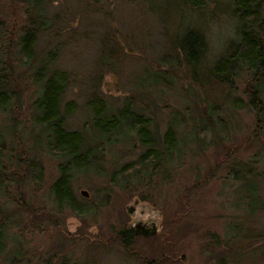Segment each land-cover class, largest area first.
Returning a JSON list of instances; mask_svg holds the SVG:
<instances>
[{
    "label": "rangeland",
    "instance_id": "obj_1",
    "mask_svg": "<svg viewBox=\"0 0 264 264\" xmlns=\"http://www.w3.org/2000/svg\"><path fill=\"white\" fill-rule=\"evenodd\" d=\"M47 2L46 13L59 12L61 32L49 43L38 35L35 53L46 57L47 49L60 46L53 66L67 73L63 101L74 104L66 126L83 130L85 144H98V151L89 169L70 176L82 213L56 208L48 188L57 159L33 139L35 88L16 44L27 26L24 9L20 0H0V74L15 95L12 110L0 113V181L6 183L0 184V223L9 227L0 264H264V136L247 105V76L241 73L224 84L205 74L232 35L228 14L212 2L202 16L194 14L205 50L198 65L185 67L180 57L161 58L168 41L163 24L147 8L149 0H99L100 6ZM111 49L112 62L99 65L98 56ZM149 71L170 85L150 83ZM93 87L113 108L129 97L145 104L144 115L159 140L170 123L176 150L169 158L140 164L145 147L132 133L124 140L100 141L89 129L84 105ZM208 104L209 128L198 119L203 114L207 120ZM10 148L36 163L21 173L19 203L11 202L17 190L7 184ZM252 177L255 188L247 198L245 180ZM136 222L152 223L155 233L124 242L121 230Z\"/></svg>",
    "mask_w": 264,
    "mask_h": 264
},
{
    "label": "trees",
    "instance_id": "obj_2",
    "mask_svg": "<svg viewBox=\"0 0 264 264\" xmlns=\"http://www.w3.org/2000/svg\"><path fill=\"white\" fill-rule=\"evenodd\" d=\"M47 1L20 0L27 26L19 35L16 44L20 57L30 66L29 78L35 88L31 112L37 131L33 139L36 143H43L46 153L57 159V175L49 184V194L56 208H66L70 212L80 214L82 210L77 206L71 192L70 176L74 171L89 169L90 162L98 151L96 149L98 144L95 147L85 144L83 130L70 129L66 126L65 119L73 112L74 104L71 100L63 101V94L68 83L67 73L53 66L60 46L56 44L55 47L47 49L44 53L46 57L37 58L35 53L38 35L47 37V43H49L61 32L59 12L50 15L46 13ZM81 1L100 6L99 0ZM149 1L147 8L154 15L156 14L158 21L163 24V37L168 41L167 50L161 54V58L173 61L180 57L185 67L198 65L205 50L204 35L200 26L196 24L194 14L202 16L209 2H212L216 9L221 8V12L228 14L232 21V35L226 41L222 53L208 64L205 74L212 80L215 79L218 83L224 84H230L231 78H237L241 73L247 76V105L252 107L258 121L257 127L264 136V0ZM172 20L175 26L170 34L168 29L172 28ZM111 54L112 49L105 50V54L99 55L96 61L99 65L104 62L110 64ZM142 73L146 75L145 72ZM2 74H0V113L11 109L10 101L14 95L13 87ZM149 74L152 78L146 77V80H150V83L158 82L162 87L170 85L166 77L161 74L151 71ZM228 86L223 91L224 96L228 94ZM84 105L90 114L89 129L99 136L100 141L105 139L109 142L112 138L124 140L128 134L132 133L139 143L144 145V151L138 159L140 164H145L148 160L147 163H156L162 160L161 158H169L171 151L176 150L177 141L170 123L166 125L159 140L158 134L154 132L155 128L151 127L150 118L144 115V110H147L145 104L143 106L141 103L135 104L129 97L120 107L113 108L105 103L93 87ZM239 106L234 103V107ZM211 107L212 105L208 104L204 111L207 120H204L203 114L198 116L203 127L209 128ZM260 148L264 152V145ZM7 152L6 160L10 165L13 164V168L7 173V184L8 187L12 185L15 188H13L14 191H18H15L14 197H11V202L16 200V203H19L22 200L19 187L23 179L21 173L29 172L32 169L30 167H35L36 163L33 164L35 161L31 157L23 160L19 152L16 153L11 148ZM255 181L254 177L245 180L247 198L254 192ZM0 184L6 183L0 181ZM8 228L4 222L0 223V252L5 249L3 233H8ZM131 233V229L121 230V239L125 242L130 239ZM16 252L17 249L14 250V253Z\"/></svg>",
    "mask_w": 264,
    "mask_h": 264
},
{
    "label": "water",
    "instance_id": "obj_3",
    "mask_svg": "<svg viewBox=\"0 0 264 264\" xmlns=\"http://www.w3.org/2000/svg\"><path fill=\"white\" fill-rule=\"evenodd\" d=\"M79 193L83 197L87 196V193L84 190H80ZM130 211L131 206H127L126 212ZM132 230L134 235L141 234L143 236H150L155 233V227L152 223H150L149 225H145L144 223L136 222L135 224H133Z\"/></svg>",
    "mask_w": 264,
    "mask_h": 264
},
{
    "label": "flooded vegetation",
    "instance_id": "obj_4",
    "mask_svg": "<svg viewBox=\"0 0 264 264\" xmlns=\"http://www.w3.org/2000/svg\"><path fill=\"white\" fill-rule=\"evenodd\" d=\"M129 230H130V229H129ZM131 231H132V233H131V234H132V236H133L134 234H133V230H132V228H131Z\"/></svg>",
    "mask_w": 264,
    "mask_h": 264
}]
</instances>
